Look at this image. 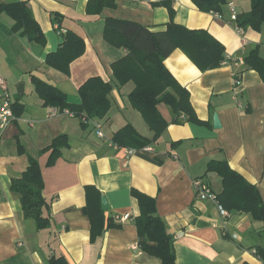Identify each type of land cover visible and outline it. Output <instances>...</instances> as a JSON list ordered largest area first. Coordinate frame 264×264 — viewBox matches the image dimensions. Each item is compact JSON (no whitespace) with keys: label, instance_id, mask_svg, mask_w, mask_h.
<instances>
[{"label":"crops","instance_id":"0c3cea01","mask_svg":"<svg viewBox=\"0 0 264 264\" xmlns=\"http://www.w3.org/2000/svg\"><path fill=\"white\" fill-rule=\"evenodd\" d=\"M3 1L28 3L45 44L14 31V20L6 13L0 15V80L7 85L5 90L0 83V101L8 93L20 106V113L0 129V264H48L53 255H64L70 264H162L139 245L135 218L140 208L132 188L156 197L158 214L175 238L176 264H264L254 251L264 246V221L250 213L231 212L224 222L218 204L199 198L194 187V180L202 177L214 192H221V178L206 169L210 160L225 158L258 186L264 200V79L256 70L245 69L244 62L235 61L257 46L264 56V27L245 28L244 44L230 9L232 3L237 14L246 13L251 0H227L222 17L201 11L192 0H169L175 22L208 30L231 59L202 71L183 50L175 49L165 64L189 90L198 117L209 123H172L171 108L159 103L167 129L152 145L153 151L138 150L129 157L112 141L118 128L129 122L141 134L153 135L128 99L133 82L114 88L108 115L85 129L69 113L49 116L54 107L44 105L32 75L58 86L70 101L80 102V86L93 76L110 81L111 64L127 53L105 40V19L132 20L153 31L165 30L170 21L167 6L159 4L162 0H113L114 6L99 11L98 4L89 6L90 0ZM55 14L60 15L61 28L85 40V52L71 63L68 74L45 63L47 54L64 41ZM236 75L241 78L239 85ZM216 113L220 128L214 127ZM94 121L102 124L106 137L98 136ZM61 134L69 137V146L48 165L51 151L43 150ZM29 157L39 162L43 194L51 203L52 223L42 230L24 216L20 197L10 188L12 179L27 169ZM89 185L107 198L105 217L118 224L93 240L84 212ZM126 212L132 219L121 223L114 218Z\"/></svg>","mask_w":264,"mask_h":264},{"label":"trees","instance_id":"16d2710c","mask_svg":"<svg viewBox=\"0 0 264 264\" xmlns=\"http://www.w3.org/2000/svg\"><path fill=\"white\" fill-rule=\"evenodd\" d=\"M204 12L223 15L227 0H192ZM99 5V11L107 5L114 6L113 0H90L89 6ZM159 4L167 6L170 21L165 30L153 31L132 20L106 18L104 38L112 46L125 48L126 55L111 64L113 77L105 81L101 76L88 78L79 88L80 102H72L58 86L32 75L35 91L44 105L68 110L78 117L83 128H88L90 121L105 118L112 107V91L129 82L134 88L128 94L131 105L138 110L147 125L153 131L151 137L141 134L132 123L118 128L112 141L119 147H132L138 150L153 145L167 129L169 123L160 113L157 105L166 103L174 117L172 123L193 122L208 125V121L198 117L191 102L189 90L183 86L165 64V59L177 48L202 70L220 67L226 61L225 47L208 30L192 29L175 22V10L169 0ZM152 5H157L152 3ZM6 13L13 20V30L27 36L30 41L45 44V36L39 22L35 19L26 1L9 3L0 0V15ZM57 30L61 33L60 15L55 14ZM62 17V16H61ZM236 22L244 27L261 31L264 27V0H251V9L237 15ZM62 34V33H61ZM64 41L56 51L46 56L45 63L66 74L71 63L85 52V40L73 31L67 30ZM245 69H254L264 79V56L259 47L251 48L244 55ZM239 75H236L238 77ZM15 114L20 113V106L12 104ZM88 119L85 121V119ZM69 146V137L61 134L44 148L51 151L48 165H53L61 156L62 149ZM23 152V148L21 147ZM207 173L215 172L221 178L222 191L215 192L218 204L231 212L250 213L254 219L264 221V200L258 186L247 180L240 172L231 167L225 159H213L207 164ZM10 188L17 193L22 203L26 218H32L39 230L50 227L52 223L51 203L43 194L44 179L39 162L29 157L27 169L17 178H13ZM213 190V189H212ZM131 193L138 201L140 214L135 218L139 245L143 251L160 259L162 264H176L175 238L158 214L156 197L132 188ZM102 193L94 186L86 187L85 214L91 222V238L101 235L106 228L118 224L106 219L102 208ZM256 254L264 262V246H257ZM48 264H70L64 255H53Z\"/></svg>","mask_w":264,"mask_h":264},{"label":"built area","instance_id":"2783aa9c","mask_svg":"<svg viewBox=\"0 0 264 264\" xmlns=\"http://www.w3.org/2000/svg\"><path fill=\"white\" fill-rule=\"evenodd\" d=\"M230 9L232 11V17L235 21L234 23V27L236 29V31L243 37V43L245 44L246 43V40L244 38V35H245V28L240 26L237 22H236V19H237V9L235 7L234 4L230 3ZM217 16L218 17H222V15L220 13H217ZM59 27L58 24L56 25V28ZM67 30L66 29H63L61 28V33H66ZM226 61L224 63H227L230 58V56L226 55ZM235 61H238V62H244V56H240L238 57L237 59H235ZM241 82V78L240 76H238L235 80V84L236 85H239ZM0 83L2 85V87L7 90V85L5 83V80H0ZM13 102L9 96L8 93L5 94V97L3 100L0 101V129L1 130H4L10 123L11 121L15 118V113H14V110H13V106H12ZM60 113H69L71 115H73L71 112H69L68 110H65L64 112H61L58 110V108H54L51 113L49 114L50 117H55L57 116L58 114ZM88 119L86 118L85 121H87ZM93 122V121H90V123ZM94 126H95V129L97 131V134L98 136L100 137H106L103 130H102V124L99 122V121H94ZM116 145V144H115ZM119 147V146H118ZM124 150H125V153H126V156L129 157L131 155H133L134 153H136L138 151V149H135V148H132V147H124ZM141 150H144V151H153V147L152 145H148L144 148H142ZM194 187H195V190L199 196V198L201 199H209V200H212L213 202H215L216 204H218L217 202V198L215 196V192L212 190L211 188V185L210 183L202 178V177H199V178H196L194 180ZM218 206L220 207V210H221V214L223 215L224 217V222L226 220L227 217H229L230 215V212L226 209H224L223 207H221L219 204ZM114 218L123 223V222H126L130 219H132V215L131 213L129 212H126V213H116ZM256 252V250H254Z\"/></svg>","mask_w":264,"mask_h":264},{"label":"water","instance_id":"95a60500","mask_svg":"<svg viewBox=\"0 0 264 264\" xmlns=\"http://www.w3.org/2000/svg\"><path fill=\"white\" fill-rule=\"evenodd\" d=\"M21 87H23V84L20 85V88ZM214 127L215 128H220L221 127V122L219 120V117H218L217 113L214 115ZM101 203H102V208L103 209H108L109 208V204H108L107 198L104 195H102Z\"/></svg>","mask_w":264,"mask_h":264},{"label":"rangeland","instance_id":"374dc122","mask_svg":"<svg viewBox=\"0 0 264 264\" xmlns=\"http://www.w3.org/2000/svg\"><path fill=\"white\" fill-rule=\"evenodd\" d=\"M33 220V219H32ZM263 245H264V242H263Z\"/></svg>","mask_w":264,"mask_h":264}]
</instances>
